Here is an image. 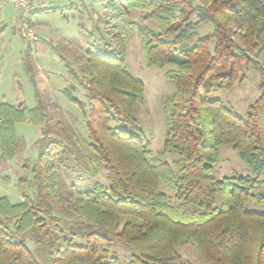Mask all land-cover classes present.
Returning a JSON list of instances; mask_svg holds the SVG:
<instances>
[{
	"label": "trees",
	"instance_id": "obj_1",
	"mask_svg": "<svg viewBox=\"0 0 264 264\" xmlns=\"http://www.w3.org/2000/svg\"><path fill=\"white\" fill-rule=\"evenodd\" d=\"M107 1L112 16L98 19L100 25L140 10L152 26H105L111 37L106 51L88 50L75 59L76 68L69 63L89 96L85 103L77 87L61 90L82 111L83 141L51 135L53 117L37 88L33 108L0 102L3 158L21 150L19 122L45 125L37 158L23 164L19 179L32 194L17 203L0 197V264H192L179 252L188 244L205 264H264V211L245 207L250 201L264 206V190H258L264 174V0ZM202 25L212 28L198 35ZM128 26L137 31L148 67H170L174 93L164 101L165 136L155 157L139 117L144 83L125 64ZM23 64L36 87L32 48ZM250 70L260 77L259 95L245 116L207 98L214 89L243 83ZM224 144L254 176L232 175L235 182L217 206L225 180L214 165ZM66 173L76 177L71 185ZM119 243L128 261L115 251Z\"/></svg>",
	"mask_w": 264,
	"mask_h": 264
},
{
	"label": "rangeland",
	"instance_id": "obj_2",
	"mask_svg": "<svg viewBox=\"0 0 264 264\" xmlns=\"http://www.w3.org/2000/svg\"><path fill=\"white\" fill-rule=\"evenodd\" d=\"M107 2V0H41V6L37 3L41 10L30 16V25L40 36L37 41H31L25 37L23 30L17 25L19 16L16 18L14 16V13L18 11L9 4L7 11L5 10L9 15L0 26V102L25 104L28 108H33L38 105V97L35 95L37 88L45 102L46 111L53 117L50 126L51 135L66 142L75 135L83 141L86 131L82 111L70 102L61 90L71 85L77 87L75 95L85 103L89 101V96L82 85L72 78L69 63L76 68L75 59L82 58L88 50L106 51L105 43L110 42L111 37L107 36L105 26L118 23L125 25L130 21H135L139 26H152V23L141 20L143 12L140 10L131 11L129 17L123 16L111 23L100 25L98 19L106 18L107 15L112 16L104 8ZM70 4L74 6L69 7ZM128 27L129 40L125 64L130 74L144 83L146 104L141 109L139 117L142 130L151 142V150L155 157L163 147L165 136L164 101L172 97L174 93V87L166 76V70L170 67L163 69L148 67L141 51V41L137 31ZM211 28L210 25H202L198 35L206 34ZM31 47L36 71V87L27 78L22 61L26 50ZM111 47L113 48V45ZM262 62L264 63L263 56ZM259 81V75L254 70H250L243 83L231 89H214L207 98L221 100L233 107L239 115L245 116L248 106L259 95ZM27 120L19 122L15 127L21 138V150L17 156L5 159L0 149V197L7 196L13 203L21 202L25 199V195L32 194L31 189L20 187L19 179L25 175L23 164L27 160L33 163L37 158V142L45 132V125H35ZM117 125L129 128L123 122ZM214 172L219 178L225 180L218 193L217 206L228 196L230 184L235 182V179L230 178L232 175L254 176L252 169L241 160L231 145L227 144L220 147V157L214 165ZM66 178L71 185L76 177L66 173ZM81 179H84L85 185L92 184V179ZM99 179L103 180V177ZM261 179L259 191L264 190V174L260 176ZM57 207L59 208L58 205ZM245 207L249 210L264 211V206L254 201L248 202ZM28 244L31 245V243ZM124 247L119 243L115 251L126 260L127 252L119 251ZM179 252L192 264H205L194 244L179 248Z\"/></svg>",
	"mask_w": 264,
	"mask_h": 264
},
{
	"label": "built area",
	"instance_id": "obj_3",
	"mask_svg": "<svg viewBox=\"0 0 264 264\" xmlns=\"http://www.w3.org/2000/svg\"><path fill=\"white\" fill-rule=\"evenodd\" d=\"M32 0H0V7L4 4H11L17 9L19 14L18 27L23 30L24 35L27 39L31 41H37L40 36L31 27L29 22L30 11L32 9Z\"/></svg>",
	"mask_w": 264,
	"mask_h": 264
},
{
	"label": "crops",
	"instance_id": "obj_4",
	"mask_svg": "<svg viewBox=\"0 0 264 264\" xmlns=\"http://www.w3.org/2000/svg\"><path fill=\"white\" fill-rule=\"evenodd\" d=\"M33 3H32V9L31 11H36L37 9H40L41 10V0H32ZM37 3H39L40 6H37ZM9 4H4L2 5V7H0V26H2V24L4 23V19H6L8 17L7 13L5 12V10L7 11V7H8ZM39 10V11H40ZM31 11H30V16H31ZM38 12V11H37ZM19 12L17 13H14V16L15 18L19 16ZM30 18V17H29ZM19 20V19H18ZM17 20V21H18ZM18 25V24H17ZM32 48V47H31ZM33 50V49H32ZM24 58V57H23ZM23 58H22V61H23ZM28 78V77H27ZM1 81V80H0Z\"/></svg>",
	"mask_w": 264,
	"mask_h": 264
}]
</instances>
